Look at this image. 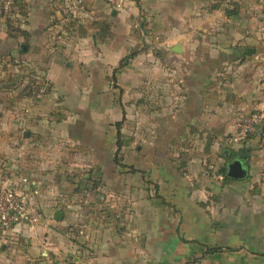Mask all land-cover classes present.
Masks as SVG:
<instances>
[{
  "label": "crops",
  "instance_id": "0c3cea01",
  "mask_svg": "<svg viewBox=\"0 0 264 264\" xmlns=\"http://www.w3.org/2000/svg\"><path fill=\"white\" fill-rule=\"evenodd\" d=\"M214 1L0 0V173L42 217L0 264H264V148L222 143L264 105V0Z\"/></svg>",
  "mask_w": 264,
  "mask_h": 264
},
{
  "label": "built area",
  "instance_id": "2783aa9c",
  "mask_svg": "<svg viewBox=\"0 0 264 264\" xmlns=\"http://www.w3.org/2000/svg\"><path fill=\"white\" fill-rule=\"evenodd\" d=\"M70 24H73L77 16L84 12L85 0H58ZM112 10L127 12L129 0H103ZM16 0H2L3 11L6 15L12 14ZM215 5L231 9L233 5L230 0H215ZM68 28L72 32L74 27ZM50 88V82L43 80L39 83L38 93L45 94ZM236 131L226 136L222 143L227 148L245 144L253 136H258L261 148H264V105L259 106L249 114L237 116L235 121ZM210 169L214 170L211 166ZM222 178L221 176H217ZM22 182H27L23 180ZM42 223L41 215L34 210L33 201L29 193L20 192L11 184V179L0 173V233L5 234L17 227H25L30 232L36 231Z\"/></svg>",
  "mask_w": 264,
  "mask_h": 264
},
{
  "label": "rangeland",
  "instance_id": "374dc122",
  "mask_svg": "<svg viewBox=\"0 0 264 264\" xmlns=\"http://www.w3.org/2000/svg\"><path fill=\"white\" fill-rule=\"evenodd\" d=\"M230 1H232V0H230ZM3 61L4 62H0V82L2 81L3 78L6 77V75H4V73L7 71V68H8L7 65L5 64V60H3ZM20 68H21L20 70L22 71V76H24L22 81L28 79L29 84H31V83L33 84L31 86H33L32 92H35L34 96H36V97L45 96L48 91L42 95L40 93H38V91H39L38 83L42 82L43 80H46L45 77L41 74V72L36 71L37 70L36 68L32 69L31 66L27 67L25 64H22V66H20ZM32 75H34L33 78H31Z\"/></svg>",
  "mask_w": 264,
  "mask_h": 264
},
{
  "label": "water",
  "instance_id": "95a60500",
  "mask_svg": "<svg viewBox=\"0 0 264 264\" xmlns=\"http://www.w3.org/2000/svg\"><path fill=\"white\" fill-rule=\"evenodd\" d=\"M181 47L180 46H176L174 51L175 52H181ZM251 53V52H250ZM227 173V176L230 177V178H233V179H243L246 177L245 175V171L242 167V163L239 162V161H236V162H233V163H230L228 165V168H224L222 170V173ZM62 219V213L61 212H56L55 214V220L56 221H59Z\"/></svg>",
  "mask_w": 264,
  "mask_h": 264
},
{
  "label": "trees",
  "instance_id": "16d2710c",
  "mask_svg": "<svg viewBox=\"0 0 264 264\" xmlns=\"http://www.w3.org/2000/svg\"><path fill=\"white\" fill-rule=\"evenodd\" d=\"M132 56H133V55H132ZM128 59H129V58H128ZM126 63H127V61L125 60V62H123V64H121V67L124 66V65H126ZM121 126H122V124H119V128H121ZM218 251H220L219 248H215V249L210 250L211 253H212V252H218Z\"/></svg>",
  "mask_w": 264,
  "mask_h": 264
}]
</instances>
